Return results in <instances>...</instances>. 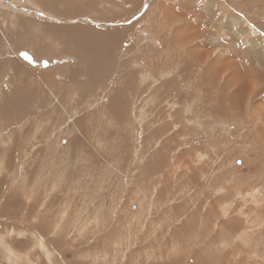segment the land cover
<instances>
[{
  "label": "rangeland",
  "instance_id": "obj_1",
  "mask_svg": "<svg viewBox=\"0 0 264 264\" xmlns=\"http://www.w3.org/2000/svg\"><path fill=\"white\" fill-rule=\"evenodd\" d=\"M0 264H264V0H0Z\"/></svg>",
  "mask_w": 264,
  "mask_h": 264
},
{
  "label": "water",
  "instance_id": "obj_2",
  "mask_svg": "<svg viewBox=\"0 0 264 264\" xmlns=\"http://www.w3.org/2000/svg\"><path fill=\"white\" fill-rule=\"evenodd\" d=\"M25 59L27 61L31 62V59H30V57L28 55H25ZM41 65H42V67H46L47 63L46 62H42Z\"/></svg>",
  "mask_w": 264,
  "mask_h": 264
},
{
  "label": "bare ground",
  "instance_id": "obj_3",
  "mask_svg": "<svg viewBox=\"0 0 264 264\" xmlns=\"http://www.w3.org/2000/svg\"><path fill=\"white\" fill-rule=\"evenodd\" d=\"M49 6V5H48ZM87 37V36H86ZM113 37V36H112ZM84 38V37H83ZM116 38V37H115ZM110 40V39H109ZM97 42V41H96ZM105 42V41H104ZM109 42V41H108ZM113 42V41H112ZM110 43H111V40H110ZM112 45V44H111ZM76 48H77V46H76ZM79 48V47H78ZM99 49V48H98ZM82 49L80 48L78 51H79V53L80 54H84V52L83 51H81ZM107 52V51H106ZM103 54V53H102ZM113 108H114V106H113Z\"/></svg>",
  "mask_w": 264,
  "mask_h": 264
}]
</instances>
